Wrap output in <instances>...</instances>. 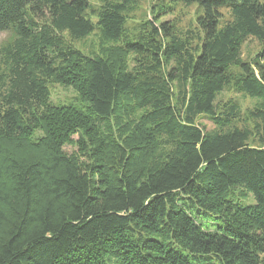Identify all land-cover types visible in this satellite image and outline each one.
I'll list each match as a JSON object with an SVG mask.
<instances>
[{
	"label": "trees",
	"instance_id": "16d2710c",
	"mask_svg": "<svg viewBox=\"0 0 264 264\" xmlns=\"http://www.w3.org/2000/svg\"><path fill=\"white\" fill-rule=\"evenodd\" d=\"M173 1L195 30L136 0H0V264H264V0ZM97 30L122 56L75 47ZM234 81L249 123L217 101Z\"/></svg>",
	"mask_w": 264,
	"mask_h": 264
},
{
	"label": "rangeland",
	"instance_id": "374dc122",
	"mask_svg": "<svg viewBox=\"0 0 264 264\" xmlns=\"http://www.w3.org/2000/svg\"><path fill=\"white\" fill-rule=\"evenodd\" d=\"M137 8L133 16L134 21L145 23L147 21H153L160 23H168L175 25L178 29L184 32L195 30L196 25V7L189 8L184 7L180 3H176L173 0H136ZM225 16L227 12L223 11ZM132 23V22H131ZM130 23V24H131ZM135 34L134 32L128 33L129 36ZM7 37L6 33L0 35V43ZM135 38V36H133ZM75 47L84 52L87 55H99L103 57H116L122 56L117 45L106 41L100 31H95L85 39L79 40L74 43ZM241 52L243 59H251L261 48L260 43L254 39L249 38L242 43ZM124 56V55H123ZM133 54L126 55L125 58L130 67H133L136 61ZM235 81L230 87H227L221 94L218 95L217 101L222 104L224 102H235L240 108L241 115L247 123L251 121L250 113L257 107L262 106V102L256 98H251L242 93H238L235 90ZM51 98L50 102L55 107H70L81 105L78 100V92L73 87H66L57 83L50 84ZM132 121V119H130ZM125 121V120H123ZM201 123L206 125L208 129L213 128V124L206 118L201 119ZM34 140H38L41 132H38ZM78 135L73 138L76 140ZM77 150L74 146L65 147V151L68 153L75 152ZM240 193H238L239 195ZM252 201V199H249ZM203 226L209 230H214L215 227L211 222L203 220Z\"/></svg>",
	"mask_w": 264,
	"mask_h": 264
}]
</instances>
